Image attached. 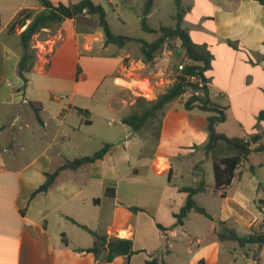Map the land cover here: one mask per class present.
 Listing matches in <instances>:
<instances>
[{"label": "crops", "instance_id": "obj_1", "mask_svg": "<svg viewBox=\"0 0 264 264\" xmlns=\"http://www.w3.org/2000/svg\"><path fill=\"white\" fill-rule=\"evenodd\" d=\"M48 1L69 6L82 0ZM91 1L112 9L124 29L140 26L137 36L121 35L148 42L158 37L141 27L146 0ZM173 2L185 10L181 26L213 55L206 73L209 95L226 114L217 132L228 138L262 135L264 144V5L257 0H154L146 17L150 28L163 26L149 21ZM44 11L39 0H0V264H143L154 257L159 264H264V244L241 247L219 237L218 222L240 237L262 231L264 192L255 168L245 161L225 197L212 191L213 164L205 153L212 113L186 110L188 97L182 96L161 119L159 137L152 129L133 132L121 121L135 110L132 96L142 97L137 83L141 89L143 80L151 81L157 95L173 84L172 66L188 62L181 42L169 43L145 62L137 42L105 45L96 17L68 19L38 34L37 61L24 89L18 74L20 34ZM194 14L197 19L190 21ZM90 21L96 27H89ZM171 46L181 50V57ZM84 55L89 62L82 68ZM96 60L110 61V69H95ZM80 76L101 78L100 87L108 83L106 97H98L100 87L81 91ZM32 103L41 108L39 119ZM104 143L116 151L95 164L61 171L48 192L32 197L46 174L92 155ZM202 180L209 191L193 198L209 217L191 212L175 227L174 215L188 197L181 189ZM107 189L115 196L106 195ZM81 226L98 236L131 240L135 253L129 261L120 256L108 262L106 253L95 257L87 251L94 237Z\"/></svg>", "mask_w": 264, "mask_h": 264}, {"label": "trees", "instance_id": "obj_2", "mask_svg": "<svg viewBox=\"0 0 264 264\" xmlns=\"http://www.w3.org/2000/svg\"><path fill=\"white\" fill-rule=\"evenodd\" d=\"M45 11L36 16L24 31L20 34V41L23 47V54L18 64V74L23 80V88L25 89L29 82V74L32 72L37 61V49L33 47V37L39 34L44 29H53L59 27L64 21L68 19H80L83 17H96L98 26L102 29L105 45H117L122 47L130 42H137L140 44L141 53L145 58V62H151L162 52L164 47L169 43L179 40L181 42V49L185 52V58L188 60L182 70H179L178 65L174 68V83L164 92L157 96L154 100H145V98H137L135 110L122 118V123L129 126L133 132L146 130L149 123L155 119L160 118L158 130L154 133L159 137V130L161 119L165 116L169 105L181 98L190 88L193 90V95L185 101V109L192 110L199 108L203 111L211 112L208 117L207 130L209 141L205 147V153L210 157L213 164L214 193H221V197H225V191L231 185L235 172L242 161L247 160L248 157L255 153L264 151V144H261L262 135L254 134L249 137L248 143H245V138H228L224 134L218 133L216 126L226 120L225 109L215 105L209 95L208 83L210 79L206 73L211 69V62L213 55L208 48L196 43L192 40L187 29L181 26L185 10H182L180 3L177 2V12L174 16L176 25L160 26L158 29H152L148 26L146 17L151 11L154 0H146L144 12L141 17V27L145 32L158 34V37L148 42L143 39L133 38L113 33L111 26L107 19L105 9L91 0H82L79 3L66 6L64 4L54 5L48 0H39ZM264 5V0H257ZM22 21L19 20V23ZM174 55L175 54V47ZM181 62H183V59ZM191 77H196L203 82V87L200 88L196 81L190 80ZM36 117L39 119V112L41 110L39 105L31 104ZM80 114L87 112L78 109ZM260 118L264 120V111L260 113ZM88 123V122H87ZM251 145H256L254 148ZM116 151L113 144L104 143L103 146L89 156H83L72 161L54 171L46 174L45 183L40 186L33 194L34 197L38 193L48 192L53 185L59 173L65 169L77 170L84 165H91L102 161L106 156ZM181 191L188 194L185 205L180 211L174 215L176 222L175 227L183 225L184 220L189 213L196 212L209 217L204 208L199 206L194 200V195L209 191V187L205 181H200L195 187H184ZM106 195L114 197L113 189H107ZM132 210H137L132 208ZM217 225L221 229L219 237L235 241L241 247L245 246H262L264 244V226L262 231H252L249 235L238 236L235 231L227 228L223 222H218ZM94 237V245L87 251L93 253L95 257L106 253L108 262L115 258L124 256L129 261L130 257L135 253L133 243L131 240L98 236L96 233L90 231L87 227L81 226ZM160 229H164L158 225ZM128 264H132L128 262ZM143 264H159L157 257L151 258Z\"/></svg>", "mask_w": 264, "mask_h": 264}, {"label": "rangeland", "instance_id": "obj_3", "mask_svg": "<svg viewBox=\"0 0 264 264\" xmlns=\"http://www.w3.org/2000/svg\"><path fill=\"white\" fill-rule=\"evenodd\" d=\"M95 1H100V0H95ZM105 9H106V11H108V22L111 25V29H112L113 33H115L117 35L129 34V35H132V36H137V35L140 34L141 29H140V26L139 25L130 24V25H128L127 28L124 29L121 26V24L117 21L118 15L112 9H110L108 6L107 7L105 6ZM176 9L177 8H176L175 2H173L172 5L168 3L166 6H164V11L162 13L154 16L149 21V24L154 26L157 23H160L163 26L164 25L165 26H174V22H175L174 20L175 19H173V17H174V15H176V12H177ZM119 13L121 15V11ZM195 19H197V14H194L193 17H190V21H194ZM88 25L91 28L96 27V23L94 21H90L88 23ZM36 38L40 39L41 37L38 36V34L33 37V41H32L33 47H34V45H36V41H35ZM135 48H137V47H135ZM88 62H89V59L87 58L86 55H84L83 57H81V67L82 68L83 67L85 68V65ZM93 65H94V68L96 67L95 69H98V70H108V69H110V61L96 60V61L93 62ZM175 66H177V65L175 64V65L172 66L173 78H174V68H175ZM79 80H80V90L81 91H88V90H91L93 87L94 88L100 87L99 82L102 79L101 78H88L86 76H80L79 77ZM143 81L146 82V83H144L141 86V89L144 90V91H142L139 88V85H140L139 83L140 82L137 83V85H136L137 88L139 89V91L146 92L147 93V91L149 90V88L150 89L151 88L154 89L153 86H152V84L150 83L151 81H147V80H143ZM120 86L121 87H124V86H126V84L124 82H122V84H120ZM107 91H108V83L104 82L101 85V87L99 88V91L97 93L98 97H106V94L105 93ZM154 92H155V90H154ZM158 95L156 93V97H154V95H153V98L152 99H149V97H147V98L142 97V98H145V100H149L150 101V100L156 99ZM137 98H139V97H136L135 98L134 96H132L131 99L134 100L135 102H137ZM95 119H97V118L95 117ZM159 122H160V118L155 119L152 123H149L147 125L146 130L149 131V130L152 129V132L155 133L156 130H158ZM96 127H97V125L94 128H96ZM121 137H123L122 134H121ZM94 143H96L97 145H100V142L98 140H95ZM121 143H123V140H121ZM244 161H245V165L246 166H248V167L249 166H253L255 168V174H254L255 175V181H257L258 183H261L262 184L261 191L260 192H261V194H263V192H264V152H256V153L252 154L249 157V159L244 160ZM124 166H126V165H124ZM246 172H250V171H246ZM251 176L252 175H249V177H251ZM178 180L179 179H177V181ZM184 181H185V183H187V185L188 184L191 185V180H189L188 178H185ZM207 196H211V195H207ZM247 255L250 256L251 255V252L247 253Z\"/></svg>", "mask_w": 264, "mask_h": 264}, {"label": "built area", "instance_id": "obj_4", "mask_svg": "<svg viewBox=\"0 0 264 264\" xmlns=\"http://www.w3.org/2000/svg\"><path fill=\"white\" fill-rule=\"evenodd\" d=\"M186 65V62H183V63H181V64H179V66H178V68H179V70H182L183 68H184V66ZM118 80H121V79H118V78H116L115 79V82H117ZM190 80H192V81H196L197 83H198V86L200 87V88H202L203 87V82H201L199 79H196V77H191L190 78ZM118 83V82H117ZM146 92H141V95H142V97H145V98H147V97H149V99H152L153 98V95H154V97H156V93L154 92V89H149L148 91H147V93L145 94ZM193 90L192 89H188L187 90V92L183 95V96H187L188 98L189 97H191L192 95H193ZM252 136V135H251ZM249 137L250 136H248L246 139H245V143H248V141H249ZM263 137H264V135H263ZM260 143H262V142H260ZM256 145H251V147L252 148H254ZM261 219L264 221V207H262L261 208Z\"/></svg>", "mask_w": 264, "mask_h": 264}, {"label": "water", "instance_id": "obj_5", "mask_svg": "<svg viewBox=\"0 0 264 264\" xmlns=\"http://www.w3.org/2000/svg\"><path fill=\"white\" fill-rule=\"evenodd\" d=\"M175 54H176L177 57H181L182 52H181L180 49H176L175 50Z\"/></svg>", "mask_w": 264, "mask_h": 264}]
</instances>
